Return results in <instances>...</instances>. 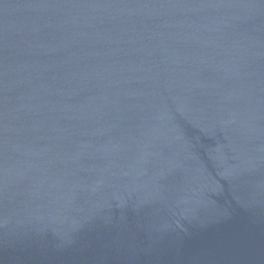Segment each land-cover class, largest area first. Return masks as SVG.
I'll use <instances>...</instances> for the list:
<instances>
[{
    "label": "water",
    "instance_id": "95a60500",
    "mask_svg": "<svg viewBox=\"0 0 264 264\" xmlns=\"http://www.w3.org/2000/svg\"><path fill=\"white\" fill-rule=\"evenodd\" d=\"M0 264H264V0H0Z\"/></svg>",
    "mask_w": 264,
    "mask_h": 264
}]
</instances>
